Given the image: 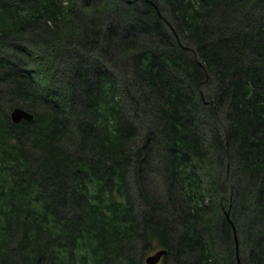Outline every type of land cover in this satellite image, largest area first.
<instances>
[{
    "label": "trees",
    "instance_id": "trees-1",
    "mask_svg": "<svg viewBox=\"0 0 264 264\" xmlns=\"http://www.w3.org/2000/svg\"><path fill=\"white\" fill-rule=\"evenodd\" d=\"M162 249L264 264V0H0V264Z\"/></svg>",
    "mask_w": 264,
    "mask_h": 264
},
{
    "label": "water",
    "instance_id": "water-1",
    "mask_svg": "<svg viewBox=\"0 0 264 264\" xmlns=\"http://www.w3.org/2000/svg\"><path fill=\"white\" fill-rule=\"evenodd\" d=\"M10 118L14 124H19L22 121L32 120L33 116L22 109L15 108L11 111ZM165 253L166 250H158L154 254L145 258V264H158Z\"/></svg>",
    "mask_w": 264,
    "mask_h": 264
}]
</instances>
